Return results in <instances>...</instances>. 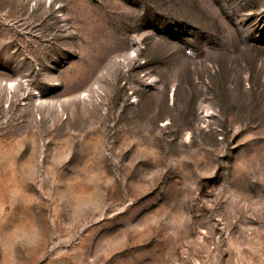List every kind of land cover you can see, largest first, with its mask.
Wrapping results in <instances>:
<instances>
[{"label":"rangeland","instance_id":"1","mask_svg":"<svg viewBox=\"0 0 264 264\" xmlns=\"http://www.w3.org/2000/svg\"><path fill=\"white\" fill-rule=\"evenodd\" d=\"M0 264H264V0H0Z\"/></svg>","mask_w":264,"mask_h":264},{"label":"built area","instance_id":"2","mask_svg":"<svg viewBox=\"0 0 264 264\" xmlns=\"http://www.w3.org/2000/svg\"><path fill=\"white\" fill-rule=\"evenodd\" d=\"M190 52V51H189Z\"/></svg>","mask_w":264,"mask_h":264}]
</instances>
